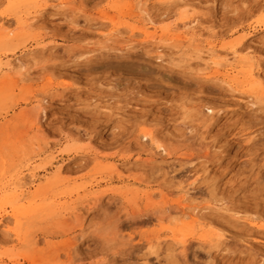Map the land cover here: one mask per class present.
Masks as SVG:
<instances>
[{
  "label": "rangeland",
  "instance_id": "1",
  "mask_svg": "<svg viewBox=\"0 0 264 264\" xmlns=\"http://www.w3.org/2000/svg\"><path fill=\"white\" fill-rule=\"evenodd\" d=\"M0 264H264V0H0Z\"/></svg>",
  "mask_w": 264,
  "mask_h": 264
},
{
  "label": "bare ground",
  "instance_id": "2",
  "mask_svg": "<svg viewBox=\"0 0 264 264\" xmlns=\"http://www.w3.org/2000/svg\"><path fill=\"white\" fill-rule=\"evenodd\" d=\"M11 1V0H10ZM14 1V0H13ZM142 137L143 138H149L150 136L148 135V134H143L142 135ZM156 148L158 149V150H160L161 152H165V149L161 146V145H156ZM159 154H160V152H159ZM194 211V210H193ZM195 214V213H194Z\"/></svg>",
  "mask_w": 264,
  "mask_h": 264
}]
</instances>
